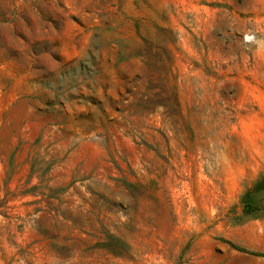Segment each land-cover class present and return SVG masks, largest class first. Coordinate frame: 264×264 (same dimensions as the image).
<instances>
[{
  "label": "rangeland",
  "instance_id": "rangeland-1",
  "mask_svg": "<svg viewBox=\"0 0 264 264\" xmlns=\"http://www.w3.org/2000/svg\"><path fill=\"white\" fill-rule=\"evenodd\" d=\"M0 264H264V0H0Z\"/></svg>",
  "mask_w": 264,
  "mask_h": 264
}]
</instances>
